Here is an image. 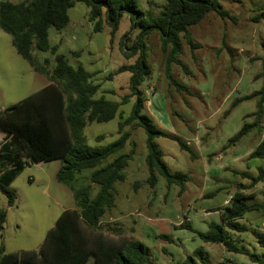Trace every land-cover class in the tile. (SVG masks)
Here are the masks:
<instances>
[{"label":"rangeland","instance_id":"374dc122","mask_svg":"<svg viewBox=\"0 0 264 264\" xmlns=\"http://www.w3.org/2000/svg\"><path fill=\"white\" fill-rule=\"evenodd\" d=\"M138 2L142 10L157 14L164 0ZM217 2L227 15L221 16L212 10L190 26L195 47L181 38L180 58L186 69L176 63L168 65L172 77L187 90L177 89L166 77V52L161 48L159 34L153 31L146 39L150 72L140 85L144 111L153 116L157 126L175 136V139L158 136L155 141L169 170L188 174L184 190L180 192L175 184L167 187L161 176L154 186L147 183L145 133L141 127L126 125L124 130L130 132L129 140L134 142L135 152L124 169V181L115 184L114 205L105 212L97 227L108 236L125 235L140 240L156 264H177L198 247L203 249L207 264L220 261L259 264L242 253L228 251L221 243L204 242L197 234L206 232L210 222H220V212L230 204L233 195L244 196L247 203L264 204V179L251 184V178L258 175V167H264V160L248 156L264 139V115L262 131H251L228 145L229 138L245 122L252 121L246 115L255 110L257 97L239 100L231 107L232 103L263 85L264 18L255 20L254 17L264 10V0ZM67 14L69 21L64 28H49V43L58 45L56 53L65 55L71 66L82 65L92 73V82L100 85L94 98L103 95L119 102L130 93V72L116 71L136 59V55L125 57L120 48L124 42L130 46L139 29L131 27L130 15L124 12L117 30L112 32L103 23L100 31H94L87 18L88 7L78 1ZM32 55L44 69L43 73L35 71L17 53L11 35L0 28V110L49 82L47 75L54 66V54L33 47ZM134 99L133 96L120 105L123 116L130 112ZM119 121L117 114L106 122L88 123L83 129L86 144L104 146L116 140ZM98 135L103 137L97 139ZM4 139L0 131V143ZM179 140L191 151L182 149ZM131 147L128 142L123 151L129 152ZM59 165L60 160L55 159L42 163L30 161L24 166L9 185L16 194L12 206L7 207L6 197L0 191V209L6 212L0 246L5 253L38 249L63 209L74 205L71 190L56 180ZM245 172L247 176L243 175ZM86 182V172L75 181L77 185ZM240 221L264 231L262 211H248ZM186 223L190 224L189 228L182 227ZM227 234L237 246L264 260V251L250 230H228ZM88 264H92V258Z\"/></svg>","mask_w":264,"mask_h":264},{"label":"trees","instance_id":"16d2710c","mask_svg":"<svg viewBox=\"0 0 264 264\" xmlns=\"http://www.w3.org/2000/svg\"><path fill=\"white\" fill-rule=\"evenodd\" d=\"M76 1L88 7L87 18L94 31H100L103 23H107L112 32L117 30L124 12L130 15L131 27L139 29L133 43L128 46L124 42L120 48L125 57L136 55V59L131 64L119 66L116 71L130 72V93L119 102L108 100L103 95L94 98L100 85L92 82V73L82 65L71 66L65 55L56 53L58 45L49 43V28H64L69 21L67 11ZM212 10L221 16L227 15L217 0H164L157 14L142 10L138 0H0V28L11 35L17 53L35 71L42 73L44 69L34 59L32 48L54 54V66L47 75L49 82L0 110V131L5 137L0 143V191L6 197L7 205L12 206L16 194L9 185L28 164L27 160L37 163L58 159L61 165L55 174L56 180L68 186L75 201L74 208L64 209L59 214L38 249L5 253L0 246V264H88L91 258L92 264H156L150 260L148 249L140 240L125 235L108 236L97 227L105 212L114 205L115 184L124 181V169L135 152V144L129 140L130 132L124 130L126 125L141 127L145 133L147 183L154 186L161 176L167 187L175 184L180 192L184 190L188 174L170 171L155 141L158 136L172 139L175 136L157 126L153 116L144 111L140 85L150 72L146 39L153 31L159 34L161 48L166 52V77L177 89L187 90L172 77L168 65L176 63L186 69L180 58L181 38L195 47L189 27ZM260 18H264V10L254 17L255 20ZM261 76L263 85L259 90L236 99L231 105L257 97L255 110L246 115L252 117V121L245 122L229 138L228 145L235 144L251 131H262L264 70ZM133 96L135 99L130 112L123 116L119 107ZM117 114L120 117L118 138L104 146H88L83 135L84 127L90 122L109 121ZM102 137L98 135L96 138ZM128 142L132 147L129 152H124ZM178 143L182 149L191 151L184 142L179 140ZM248 156L264 160V139ZM83 172L87 173V182L77 185L75 181ZM243 175L247 176L246 172ZM263 179L264 167L259 166L258 175L251 178V184ZM92 190L95 191L93 195ZM230 199V204L220 212V222H210L206 232H197L199 238L204 242L221 243L228 251L242 253L252 262L264 264L261 257L237 246L227 234L228 230H250L264 251V231L250 228L240 221L248 211L264 212V204L247 203L242 195H233ZM5 218V210L0 209V230ZM182 227L189 228L190 224H182ZM158 236L170 239L166 235ZM177 264L207 263L203 249L198 247ZM218 264L226 263L220 261Z\"/></svg>","mask_w":264,"mask_h":264},{"label":"crops","instance_id":"0c3cea01","mask_svg":"<svg viewBox=\"0 0 264 264\" xmlns=\"http://www.w3.org/2000/svg\"><path fill=\"white\" fill-rule=\"evenodd\" d=\"M28 161V163L30 162V160H27ZM37 163H42V162H37ZM60 165H61V162H60ZM60 165L57 167V169H56V172H57V170L59 169V167H60ZM56 174V173H55ZM74 199V198H73ZM7 207H9L8 205H7ZM75 207V201H74V205L72 206V207H68V208H74ZM65 209H67V208H65ZM64 210V209H63Z\"/></svg>","mask_w":264,"mask_h":264}]
</instances>
